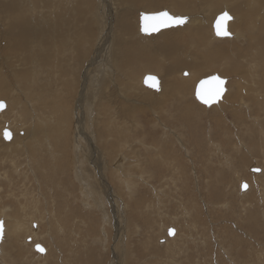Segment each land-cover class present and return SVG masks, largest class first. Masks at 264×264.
<instances>
[{
    "label": "rangeland",
    "instance_id": "374dc122",
    "mask_svg": "<svg viewBox=\"0 0 264 264\" xmlns=\"http://www.w3.org/2000/svg\"><path fill=\"white\" fill-rule=\"evenodd\" d=\"M145 1L24 0L8 15L1 9L7 1L0 0V100L6 104L0 130L15 134L4 140L0 133V218L6 225L0 264H264V0H224L227 8L222 2L220 9L212 0H191L187 9L178 5L184 0L150 6ZM233 5L240 8L230 12ZM164 9L189 21L141 35L140 13ZM125 11L135 41L144 45L131 51L134 57L143 55L136 65L125 61V46L124 57L113 47L109 61L108 42L100 41L108 37L111 21L112 31L115 23L118 31ZM222 11L236 16L228 29L232 37L213 33L211 23ZM17 14L20 21L27 19V32L17 25L12 29ZM97 14L106 30L91 27L85 33ZM59 20L75 29L74 44L80 37L91 41L96 32L88 57L79 58L76 46L69 47L71 33L59 31ZM197 26L204 36L190 32ZM39 29L45 45L55 42L61 56L53 54L51 66L36 76L30 69H40L39 58L38 65L34 60L43 51ZM62 40L68 45L61 47ZM83 50L88 54L89 48ZM63 54L69 56L64 60ZM104 57L107 70L100 75ZM182 70L189 76H180ZM147 73L159 78V90L141 84ZM211 74L226 79L225 92L206 106L194 96L195 82ZM98 76L100 86L94 89L88 81ZM181 83L185 91L177 89ZM79 142L88 151L84 165L83 152L76 153ZM96 159L102 165L106 161L101 178L94 170ZM79 165L83 171L77 175ZM83 174L92 190L88 198ZM239 180L248 187L240 190ZM101 192L106 201L98 206ZM169 227L176 230L173 236ZM36 243L47 248L41 257Z\"/></svg>",
    "mask_w": 264,
    "mask_h": 264
},
{
    "label": "bare ground",
    "instance_id": "6f19581e",
    "mask_svg": "<svg viewBox=\"0 0 264 264\" xmlns=\"http://www.w3.org/2000/svg\"><path fill=\"white\" fill-rule=\"evenodd\" d=\"M5 1H7V3L5 4V9L4 8H1L2 9V11L5 13V10L7 11V14L9 15V14H12L13 12H15L16 13V8H19V7H21L22 5H25V3H24V0H5ZM134 2H137V0H133ZM190 1L191 0H184V2H182V3H179L178 5H179V7H181V8H184V9H187V8H189V5H191L190 4ZM110 2V1H109ZM222 2L224 3V7L225 8H227V2H225L224 0H212V5H213V7H216V9H220L221 8V6H222ZM250 2H251V0H250ZM145 3L146 4H148L149 6H150V4H157V0H146L145 1ZM103 4V3H102ZM113 4V3H112ZM251 4H252V2H251ZM102 6V5H101ZM16 7V8H15ZM146 7V6H145ZM240 8V5H233V8L230 10V12H235V10H237V9H239ZM109 9V8H108ZM112 8H110V10H111ZM150 9V8H149ZM192 9V8H191ZM113 11V10H112ZM188 11V10H187ZM190 12V11H189ZM229 12V14H230V16H231V19L228 21V23H227V30L228 29H230L231 30V27H232V24H233V22H234V20H235V17L236 16H234V15H232L231 13ZM111 13V12H110ZM23 14V13H22ZM22 14H17V15H15V16H13L14 17V19H13V23H10L11 24V27H12V29L15 27V25H17L18 27H20L21 28V31L22 32H27V29H26V22H28L27 21V19H24L23 21H20V17H18V16H21L22 17ZM109 15H111V14H109ZM12 16V15H11ZM211 17H213V15L211 16ZM259 17V16H258ZM108 18V17H107ZM111 18H112V16H111ZM189 18L190 17H188V16H186V19H187V21L184 23V24H182V25H178V26H183V25H185V24H187V22L189 21ZM192 19V18H191ZM101 20V21H100ZM114 20H115V18H114ZM193 20V19H192ZM195 20V23H196V19H194ZM110 21V20H109ZM59 23H60V26H59V31L64 35H67V34H69V33H71V37H70V40L72 39V41H71V43H70V45H69V47H71V49L73 48V44H74V35H75V29H71V27H70V29H69V24L67 23V22H64V21H58ZM194 23V22H193ZM106 23L102 20V19H100V14H97L96 15V18H95V20H93V21H89L86 25H88V27L86 26V27H84L85 28V33L87 32V31H89V29L91 30V27H95L96 29L98 28V31L101 33V31H102V29L104 30H106V28H104L106 25H105ZM113 21H111V24H110V31L107 29V31L105 32V35H108V37H105L104 38V40H103V38L101 37V39H100V36H99V39H100V41H103L102 43L103 44H105L104 42L106 41V42H108V44H107V46H105L104 48L106 49V52H105V57L107 58H109V61H110V50L113 48V47H115V46H117L119 49H121L122 50V52H120L119 53V55L120 56H122V57H124V55L126 54H123L122 55V53H123V51H125V49L123 48V46H125V47H127L128 48V57L125 59V61H127L128 59V62H134L135 63V65L137 64V60H141L142 59V57H143V55H139V56H136V57H134V55H133V53L131 52L134 48H136L137 46H144L143 44H141L140 42H137V41H135V39H134V36H135V34L133 33V32H131V30H130V28H129V24H128V18H127V13H126V11L125 12H123V13H121V16H120V19H119V21H118V23H117V28H118V31H117V29H116V23H115V27H114V30L112 31V27H113ZM212 24V23H211ZM210 24V25H211ZM33 25V24H32ZM34 25H36V24H34ZM264 25V24H263ZM38 26V25H37ZM81 26V25H80ZM108 26V25H107ZM178 26H175V27H178ZM30 28V27H29ZM171 28V29H170ZM170 28H166V29H170V30H172V28L173 27H170ZM189 28V27H188ZM175 29V28H174ZM181 29H183V28H181ZM87 30V31H86ZM138 30H139V25H138ZM195 30V31H194ZM38 32H40V29L39 30H37ZM52 31H54V29L52 28ZM163 31H164V29H163ZM34 32H35V30H34ZM81 32V31H80ZM79 32V33H80ZM117 32L119 33V35H120V37H117ZM190 32H194L195 34H197L198 36H204L203 35V31L200 29V27L199 26H197V27H193V28H191L190 29ZM229 32V31H228ZM89 33V32H88ZM114 33H115V38H114V41H112V39H113V37H114ZM140 33V32H139ZM158 33V32H157ZM160 33V32H159ZM94 34V33H93ZM141 34V33H140ZM31 35V34H30ZM39 36H38V40H39V38L41 39V41L38 43V44H40L41 45V50H43L41 53H39V54H36L35 52L36 51H34V53L36 54L35 55V58L36 59H34L36 62H37V65H38V61H37V59L39 58V65H40V69L38 68V67H35L34 69H30V70H32L33 72L32 73H34V75H36V74H38V73H42L43 71H44V68H45V66H48L46 69H48L49 68V66H51L50 64H49V62H50V58L53 56V54H54V56H55V58H57L58 57V55H60L61 56V54H59V51L57 50V48L58 47H56L55 45H54V43L52 44V43H50V44H48V45H45V43H44V40H43V38H45V35H43V34H41V32H40V34H38ZM55 35V34H54ZM86 35V34H85ZM102 35V34H101ZM142 35V34H141ZM151 35V34H150ZM154 35V34H153ZM234 34H232L231 32H230V37H232ZM238 35H240L238 32H235V37H237ZM62 36V35H61ZM78 36V35H77ZM43 37V38H42ZM53 37V39H57L58 38V36H52ZM86 37H87V35H86ZM89 37V36H88ZM87 37V38H88ZM95 37H96V32H95V34L93 35V39L91 40V41H86V39L83 37V38H78L76 41H75V46H76V48L78 49V52H79V55L78 56H80L79 58H81L82 59V56L85 54V55H87V57H88V55H89V53H90V45L92 44L93 45V43H92V41H94V39H95ZM149 37V36H148ZM48 40L50 41V39H51V35H50V32L48 33ZM46 38V39H47ZM151 38V37H150ZM149 38V39H150ZM220 38H223V37H220ZM37 39V38H36ZM89 39V38H88ZM90 39H91V37H90ZM138 39V38H137ZM146 40V39H145ZM37 41V40H36ZM151 41H152V39H151ZM50 42H53V41H50ZM62 42V43H61ZM33 43H34V41H33ZM60 46L61 47H63V45L64 44H67L64 40H62V41H60ZM145 44V43H144ZM58 45V44H57ZM68 45V44H67ZM100 45V44H99ZM56 47V50H54L53 48H55ZM94 46V45H93ZM67 47V46H66ZM68 47V48H69ZM39 48V47H38ZM87 48H89V51H88V54H87V52L85 53L84 52V50L83 49H87ZM117 48V49H118ZM132 48V49H131ZM48 49H53V51H52V54H51V52H49L48 54H47V52H48ZM63 49V48H62ZM67 49V48H66ZM70 49V48H69ZM92 49V48H91ZM39 50H40V48H39ZM49 50V51H50ZM64 50V49H63ZM63 50H62V52H63ZM76 50V49H75ZM74 51V50H73ZM39 52V51H38ZM65 52H67L66 50H65ZM65 52H63V53H65ZM72 52V51H71ZM114 53V52H113ZM41 54V55H40ZM67 54V53H66ZM69 54V53H68ZM115 54V53H114ZM94 55V54H93ZM98 55V54H97ZM63 56V59L65 60V58H67L69 55H66L67 57H65L64 58V54L62 55ZM105 57L102 59V64H104L102 67H103V69H97V66L95 67L96 69H97V72H98V74H100L101 75V73H102V71H106L107 70V64L105 63ZM130 57V58H129ZM54 58V59H55ZM52 59V58H51ZM62 59V60H63ZM264 59V58H263ZM48 60V61H47ZM60 60V59H59ZM84 60V59H83ZM261 60V58L260 59H257L256 60V62H254L253 63V66H251V68H255V65H257L258 63H260L259 61ZM93 61H97L95 58H94V60ZM100 61H101V59H100ZM106 61H108V59H106ZM111 61H112V59H111ZM264 61V60H263ZM35 62V63H36ZM94 62V63H95ZM97 62H99V61H97ZM34 63V64H35ZM84 63V62H83ZM101 63V62H100ZM124 63V62H123ZM29 64V63H28ZM52 64H54V63H52ZM98 64V63H97ZM102 64H100V65H102ZM36 65V64H35ZM95 65H96V63H95ZM114 65V64H113ZM94 66V65H93ZM92 66V67H93ZM111 66V65H110ZM83 67V66H82ZM130 67V73H133V66H128L127 68H129ZM88 68H89V66H88ZM99 68V67H98ZM51 69V68H50ZM68 69V68H67ZM87 69V68H86ZM110 69V68H109ZM185 69V68H184ZM26 70V69H25ZM54 70H55V68H54ZM111 70H113V69H111ZM127 70V69H126ZM49 71V70H48ZM48 71H45V73L46 72H48ZM52 71H53V68H52ZM88 71V70H87ZM183 71V70H182ZM181 71V73H180V76H181V74H182V76H183V74H185V73H187V77L189 76V73L190 72H187V71H183L182 72ZM129 72V71H128ZM127 72V73H128ZM57 73V72H56ZM72 73V72H71ZM84 73V72H83ZM87 73V72H86ZM95 73V72H94ZM93 73V74H94ZM30 74V73H29ZM43 74V73H42ZM41 74V75H42ZM47 74V73H46ZM48 74H50V73H48ZM32 76H33V74H31ZM39 75V74H38ZM52 75V74H51ZM79 75V74H78ZM95 75V74H94ZM106 75V74H105ZM37 76V75H36ZM35 76V77H36ZM40 76V75H39ZM46 76V75H45ZM44 76V77H45ZM97 76V75H96ZM34 77V76H33ZM47 77H49V76H47ZM87 77V76H86ZM85 76H84V79L86 78ZM99 77L100 76H98V77H95L94 79H92V81H91V78L92 77H90V81H88V82H90L91 84L93 83V85H94V89L95 88H97L98 86H100V81H101V79L99 80ZM51 78V77H50ZM111 78V77H110ZM143 78V77H142ZM193 78V77H192ZM196 78V77H195ZM188 79V78H187ZM200 79V78H199ZM263 79H264V75H263ZM36 80V79H35ZM75 80H76V78H75ZM87 80V79H86ZM85 80V81H86ZM111 80V79H110ZM141 80V79H140ZM41 81V80H40ZM43 81V80H42ZM44 81H45V78H44ZM73 81V80H72ZM81 81V80H80ZM83 81V80H82ZM142 81V80H141ZM184 81H186V80H184ZM74 82V81H73ZM77 82H78V80H77ZM76 81H75V83H77ZM74 83V84H75ZM79 83V82H78ZM179 83V82H178ZM177 83V84H178ZM71 85H72V83H70ZM73 84V85H74ZM80 84H81V82H80ZM114 84V83H113ZM142 84V83H141ZM182 84V83H181ZM183 84H186V83H184L183 82ZM180 85V86H178L177 87V89L178 88H180V90L181 91H185L186 90V86L185 85ZM195 84H196V82H195ZM76 85H78V84H76ZM84 87H89V84L87 85H85V84H82ZM143 85V84H142ZM188 86H189V84H188ZM93 87V86H92ZM91 87V88H92ZM116 87V86H115ZM122 87H124V86H122ZM160 81H159V87H158V89H156V90H159L160 89ZM41 88V87H40ZM90 88V89H91ZM237 88H238V90L240 91H242V89H241V87H239V86H237ZM71 89V88H70ZM88 89V88H87ZM94 89H93V91H94ZM175 90V89H174ZM237 89H236V96L239 94V91H238ZM150 91V90H149ZM188 91V90H187ZM95 92V91H94ZM109 92V91H108ZM107 92V94H109ZM118 92V91H117ZM178 92V91H177ZM243 92V91H242ZM87 93V92H86ZM89 93V92H88ZM90 93H92L91 92V90H90ZM89 93V94H90ZM123 93H125L126 94V92L124 91ZM147 93H148V91H147ZM180 93V92H179ZM247 93V92H246ZM40 94H42V93H40ZM78 94V93H77ZM104 94V93H103ZM106 94V95H107ZM130 95H131V93H129ZM92 95H93V93H92ZM122 95V93L120 94V96ZM233 95V94H232ZM1 96V95H0ZM46 96V95H45ZM85 96V95H84ZM94 96H95V94H94ZM109 96V95H108ZM119 96V95H118ZM124 96V95H123ZM225 96V95H224ZM110 97V96H109ZM227 97V96H226ZM83 98V97H82ZM232 98V97H231ZM78 99V98H77ZM123 99H124V97H123ZM41 100V99H40ZM59 100V99H58ZM80 100V99H79ZM104 100V99H103ZM127 100L128 101H131V100H129V98H127ZM65 101V100H64ZM74 101V100H73ZM123 101V100H122ZM133 101V100H132ZM7 103V102H6ZM88 103H90V101L88 102ZM116 103V102H115ZM133 103V102H132ZM217 103V102H216ZM242 103V102H241ZM243 104V103H242ZM241 104V105H242ZM88 105V104H87ZM90 105V104H89ZM101 105V104H100ZM103 106V105H102ZM133 106V105H132ZM57 107V106H56ZM126 107V106H125ZM122 108H124L123 106H122ZM133 108V107H132ZM90 109V108H89ZM101 109V108H100ZM59 110V109H58ZM14 111H15V109H14ZM131 111V110H130ZM51 112V111H50ZM98 112V111H97ZM105 112V111H104ZM83 114V113H82ZM100 116V115H99ZM107 117V116H106ZM102 118V117H101ZM111 118V117H110ZM107 119V118H106ZM129 119V118H128ZM98 120V119H97ZM65 121V120H64ZM57 122H58V120H57ZM99 122V121H98ZM102 122V121H101ZM115 122V121H114ZM118 122V121H117ZM130 122V121H129ZM63 123V122H62ZM68 124H70V121H68ZM67 124V125H68ZM97 124V123H96ZM102 124V123H101ZM114 124V123H113ZM119 124V123H118ZM63 125V124H62ZM65 125V124H64ZM63 125V126H64ZM71 125H72V122H71ZM79 125V124H78ZM99 125V124H98ZM105 125V124H104ZM87 126V125H86ZM95 126V125H94ZM100 126V125H99ZM59 127V126H58ZM61 127V126H60ZM80 127H81V125H80ZM79 127V128H80ZM85 127V126H84ZM103 126H101L100 128H102ZM6 128V127H5ZM99 128V127H98ZM2 129H4V128H2ZM61 129V128H60ZM64 129H65V126H64ZM80 129H82V127L80 128ZM97 129V128H96ZM120 129V128H119ZM67 130V129H66ZM65 130V132H67ZM76 130V129H75ZM77 130H79V129H77ZM100 130V129H99ZM3 131V130H2ZM2 131L0 130V133L2 134ZM40 132V131H39ZM70 132V131H69ZM80 132V131H79ZM14 134V131L13 132H11V134ZM81 133V132H80ZM83 133V132H82ZM102 133H104V131L102 130ZM31 134V133H30ZM65 134V133H64ZM70 133H68V135H69ZM77 134V133H76ZM92 134V133H91ZM115 134V133H114ZM128 134V133H127ZM15 135V134H14ZM33 135V134H32ZM41 135V134H40ZM66 135V134H65ZM86 135V134H85ZM67 136V135H66ZM65 136V137H66ZM119 136V135H118ZM1 137H2V135H1ZM12 137V136H11ZM15 137V136H14ZM37 137V136H36ZM65 137H63L64 138V140H65ZM111 137V136H110ZM25 138V137H24ZM35 138V137H34ZM93 138V137H92ZM123 138V137H122ZM87 140H89L88 142H90L91 141V139L90 138H86ZM112 139V138H111ZM10 140V139H9ZM30 140H32V139H30ZM94 140V139H93ZM46 141V140H45ZM68 141V140H67ZM33 142V141H32ZM32 142H30L29 144H32ZM6 144H9V143H13L12 141L11 142H9V143H7V142H5ZM43 143V142H42ZM80 144H79V148H80V152L79 151H76V153H81V152H83V155L85 156L84 158H83V165H84V159L85 160H87V153H88V151H87V149L86 150H84V147L86 148V144H85V146L83 145L82 146V144H81V142H79ZM102 143H105V142H102ZM5 144V145H6ZM33 144H34V142H33ZM37 144V143H36ZM43 144H45V145H51V142L49 143V142H45V143H43ZM66 144V143H65ZM109 144V143H108ZM111 144V143H110ZM113 144V143H112ZM121 144V143H120ZM3 145V144H2ZM13 145V144H12ZM48 145V146H49ZM67 145V144H66ZM90 145V147H91V149H92V151H93V149L94 148H92V145H91V143L89 144ZM94 145V144H93ZM106 145V144H105ZM118 145H119V143H118ZM113 146V145H112ZM123 146H125V142L123 143ZM42 147V146H41ZM55 147V146H54ZM149 147V146H148ZM25 148V147H24ZM35 148V147H34ZM88 148V150L90 149L89 147H87ZM119 148H120V146H119ZM130 148V147H129ZM1 149V148H0ZM33 149V148H32ZM31 149V150H32ZM66 149V148H65ZM112 149V148H111ZM110 148H109V150H111ZM64 150V149H63ZM67 150V149H66ZM116 150V149H115ZM125 150V149H124ZM35 151V150H34ZM86 151H87V153H86ZM96 151V150H95ZM112 151V150H111ZM75 153V154H76ZM90 153H94V152H90ZM89 153V154H90ZM96 154L98 153V151H96L95 152ZM100 153V152H99ZM119 153V152H118ZM116 154V153H115ZM50 155L53 157L54 156V153H53V151H50ZM82 155V156H83ZM93 155V154H92ZM124 155V154H123ZM123 155H120L119 156V160H121V158L123 159ZM69 156H70V154H69ZM74 156V155H73ZM98 156V155H97ZM113 156V155H112ZM76 157V156H75ZM75 157H73L74 158V160H75ZM95 158V157H94ZM128 158V157H127ZM10 160V159H9ZM99 160V159H98ZM72 161H73V159H72ZM126 161V160H125ZM79 162V161H78ZM97 161V159H96V161H94L93 163L96 165V167L95 166H93V167H95V171H96V173L97 174H99L100 175V178H101V173H103V169H104V167H105V164H106V161L104 160V162H103V165H104V167H103V165H102V161L101 162H98ZM116 162H119V161H116ZM123 162V161H122ZM220 162V161H219ZM73 163V162H72ZM101 164V165H100ZM120 164V163H119ZM75 165H77V163L75 164ZM118 165V164H117ZM91 166V165H90ZM79 167V172L77 173V175H79V173L81 172V171H83V169H81V165H79L78 166ZM121 167H123V166H121L120 165V167H116V169H118L119 170V168H121ZM204 167V166H203ZM109 168V167H108ZM88 169V168H87ZM107 169V168H106ZM112 169V168H111ZM179 169V168H178ZM89 170V169H88ZM118 170H117V172H118ZM76 173V172H75ZM122 173V172H121ZM118 174H119V172H118ZM122 175V174H121ZM82 178H81V180H83V181H85V182H83V187H84V190H83V188H82V191H84V197L85 198H88V196H91L92 195V190H91V186H90V184H89V182L88 183H86V179H84V174L81 176ZM79 178V177H78ZM240 181V180H239ZM244 181V180H243ZM102 182H103V180H102ZM162 182V181H161ZM241 182L242 181H240L238 184H241ZM246 182V181H245ZM137 183V182H136ZM128 189V188H127ZM241 190V189H240ZM105 193L103 192H101V196L99 197V199L98 200H95V203H97L98 204V206L100 205H102L101 203H103L104 201H106V200H104L103 202L101 201V199H102V197H103V195H104ZM66 197V196H65ZM106 198V197H105ZM94 202V201H93ZM39 203V202H38ZM91 203V202H90ZM94 203V204H95ZM35 205H36V203H35ZM37 206V205H36ZM103 206V205H102ZM4 208V207H3ZM5 209V208H4ZM8 209V208H7ZM28 209V208H27ZM6 210V209H5ZM116 210V209H115ZM36 211V210H35ZM38 211L39 210H37V213H38ZM102 211V210H101ZM245 211V210H244ZM33 213V212H32ZM103 213H105V212H103ZM31 215V214H30ZM34 216V215H33ZM32 216V217H33ZM121 216V215H120ZM119 216V217H120ZM2 217V216H1ZM42 218V217H41ZM40 218V219H41ZM32 219V218H31ZM37 219H39V217H37ZM30 220V219H29ZM110 220V219H109ZM109 220L107 221V222H109ZM16 221V220H15ZM106 221V220H105ZM4 222V221H3ZM41 222V221H40ZM122 223V222H121ZM25 224V223H24ZM34 224H36V222H34ZM23 225V224H22ZM6 225H5V223H4V230H3V232L5 231V227ZM19 226V227H18ZM117 226V225H116ZM23 227V226H22ZM21 227V222H20V225H18V223H17V226L15 227V230L17 229L18 230V232L20 231V230H23V228ZM31 227V226H30ZM24 228H25V226H24ZM27 228V227H26ZM34 229H35V227H33ZM47 228V227H46ZM9 230V229H8ZM33 231V230H32ZM31 231V232H32ZM121 231V230H120ZM166 231V230H165ZM176 231V230H175ZM15 232H17V231H15ZM17 232V233H18ZM30 232V231H29ZM38 232V231H37ZM21 233H22V231H21ZM177 233V232H176ZM5 234V232L3 233V235ZM34 234H35V232H34ZM33 234V235H34ZM48 234V233H47ZM32 235V236H33ZM38 235V234H37ZM30 236H31V233H30ZM169 236V235H168ZM168 236H166V237H164V241H166V240H168V239H166ZM173 236V235H172ZM176 236V235H175ZM71 237V236H70ZM7 238V237H6ZM26 238V237H25ZM30 238V237H29ZM50 238V237H49ZM52 238V237H51ZM175 238V237H174ZM27 239V238H26ZM26 239H25V241H26ZM31 240V239H30ZM33 240V239H32ZM35 240V239H34ZM63 240V239H62ZM170 240V239H169ZM36 241V240H35ZM39 242V241H38ZM58 242V241H57ZM1 243V242H0ZM165 243V242H164ZM41 244V243H40ZM71 244V243H70ZM28 245V244H27ZM26 245V246H27ZM33 245V244H32ZM42 245V244H41ZM24 246V245H23ZM44 247V246H43ZM54 247V246H53ZM52 247V248H53ZM56 248V247H55ZM44 249H45V251L44 252H42V253H45V252H47V248H45L44 247ZM124 249V248H123ZM3 249L1 248V245H0V252L2 251ZM58 250V249H57ZM40 254L39 256L41 257V255H44V254H42L41 252H38L37 251V254ZM58 253V252H57ZM50 254V253H49ZM59 254V253H58ZM63 254V253H62ZM46 255V254H45ZM50 256V255H49ZM43 257V256H42ZM116 259V258H115ZM115 259H113L114 261H115ZM118 263V262H117ZM116 263V264H117ZM113 264V263H112ZM119 264V263H118Z\"/></svg>",
    "mask_w": 264,
    "mask_h": 264
},
{
    "label": "snow or ice",
    "instance_id": "6c2138e0",
    "mask_svg": "<svg viewBox=\"0 0 264 264\" xmlns=\"http://www.w3.org/2000/svg\"><path fill=\"white\" fill-rule=\"evenodd\" d=\"M185 17L181 16H171L168 12H160L152 16L146 15L144 17L145 20V26L144 30L149 31L150 29L152 31L158 30V27L160 25H167L169 23H174V24H183L185 21ZM231 16L229 15L228 12H223L220 17L218 18L217 21V34L218 35H230L224 27V22L227 20H230ZM148 21H155L156 23L149 24ZM187 75V73H185ZM150 81L152 87H157V78L154 76H148L146 77V82ZM225 84V81L219 76V75H214L211 76L207 79L201 80L200 81V88L197 91L198 97L205 103V104H210L214 100L218 99L222 93L225 91L223 85ZM6 107V104L4 101L0 100V110H3ZM5 138L10 139L11 138V133L5 130L4 132ZM256 171H260V169H256ZM245 189L248 187L247 183H244L242 185ZM175 230L174 229H169V234H174ZM3 233V222L0 221V235ZM37 249L40 252H44L45 249L37 245Z\"/></svg>",
    "mask_w": 264,
    "mask_h": 264
},
{
    "label": "water",
    "instance_id": "95a60500",
    "mask_svg": "<svg viewBox=\"0 0 264 264\" xmlns=\"http://www.w3.org/2000/svg\"><path fill=\"white\" fill-rule=\"evenodd\" d=\"M165 11L168 12L171 16H181V17H185V18H186V16H183V15H174V14H171L168 10H165V9H164V10H160V11H155V12H141L140 15H139V32H140L141 34H143V35H150V34L157 33V32H159V31H161V30H163V29H166V28H170V27H175V26H178V25H182V24L169 23V24H167V25H160V26L158 27V30H155V31H152L151 29H150L149 31H145V30H144V26H145V20H144V17H145L146 15H148V16H152V15H155V14H157V13L165 12ZM223 12H225V11H222V12L218 13V14L215 16V18H214V20H213V22H212L213 33H214V35L217 36V37H226V36H230V35H218V34H217V21H218V18L220 17V15H221ZM226 12H227V11H226ZM229 15H230V14H229ZM186 21H187V19H185L184 23H185ZM228 21H229V20H227V21L224 22V27H225V29H226L227 32H228V30H227V23H228ZM148 23H149V24H153V23H156V22H155V21H148ZM184 23H183V24H184ZM228 33H229V32H228ZM214 75H217V74H211V75H209V76L202 77V78H200V79L196 82V84H195L194 96H195V98H196L199 102L203 103V104L206 105V106H209V105H211V104H214V103L218 102V101L222 98L223 93L225 92V91H224V92L222 93V95H221L218 99L214 100V101H213L212 103H210V104H205V103H204V102L198 97V95H197V91H198V89L200 88V81H201V80H204V79H207V78H209V77H211V76H214ZM148 76H154V77L157 78V84H158L157 87H152L150 81L146 82V77H148ZM220 77H221V76H220ZM221 78L226 82V79H225V78H223V77H221ZM142 84H143L144 86H146V87H150V88H152V89H158V87H159V78H158L156 75H154V74L147 73V74H145V75L143 76V78H142ZM223 87H224V89H225V84L223 85ZM2 101H3V100H2ZM4 109H5V108H4ZM5 130H7L8 132L11 133V131H10L8 128H4L3 131H2V137H3L4 140H9L8 138H5V135H4ZM11 136H12V134H11ZM251 169H252V171H256V169H258V168H254V167H252ZM244 183H245V182H241V184H240V189H241V190H244V189H245L244 187H242V185H243ZM0 221L3 222V219L0 218ZM169 229H173V228H172V227L167 228V234H168L169 236H172L173 234H169ZM3 230H4V222H3ZM3 233H4V232H3ZM3 233H2V235H0V242H1L2 237H3ZM37 245H40V246H42V245H41V244H38V243H36V244L34 245V249H35L36 251L40 252V251L37 249ZM42 247H43V246H42ZM43 248H44V247H43ZM41 253H42V252H41Z\"/></svg>",
    "mask_w": 264,
    "mask_h": 264
}]
</instances>
